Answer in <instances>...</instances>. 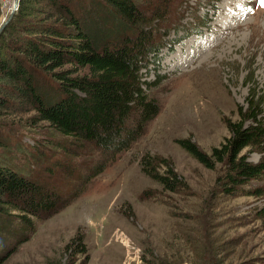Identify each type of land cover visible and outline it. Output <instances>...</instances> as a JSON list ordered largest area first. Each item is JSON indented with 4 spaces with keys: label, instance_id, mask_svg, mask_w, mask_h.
Returning <instances> with one entry per match:
<instances>
[{
    "label": "rangeland",
    "instance_id": "obj_1",
    "mask_svg": "<svg viewBox=\"0 0 264 264\" xmlns=\"http://www.w3.org/2000/svg\"><path fill=\"white\" fill-rule=\"evenodd\" d=\"M167 1L150 0L160 12ZM13 3L0 0V28ZM228 5L236 9L231 15ZM262 5L264 0H171L168 22L152 28L163 40L164 59L142 75L148 83L142 90L157 113L131 147L86 186L73 168L99 163L104 158L100 149H75L66 157L43 146L41 136L24 138L50 154L46 157L55 167L35 175L50 182L60 178V193L72 200L38 221L4 264H264V176L226 194L216 183L222 167L207 169L179 145L189 139L210 153L230 136L229 124L239 119L249 97L256 93L264 101ZM223 15L224 26L217 25ZM179 26L185 28L179 32ZM132 117L131 128L142 123L139 114ZM246 153L259 162V153ZM148 158L156 160L160 174L167 163L183 188L166 191L146 175ZM78 236L89 259L66 252Z\"/></svg>",
    "mask_w": 264,
    "mask_h": 264
},
{
    "label": "trees",
    "instance_id": "obj_2",
    "mask_svg": "<svg viewBox=\"0 0 264 264\" xmlns=\"http://www.w3.org/2000/svg\"><path fill=\"white\" fill-rule=\"evenodd\" d=\"M167 2L160 12L150 0H20L0 35V264L28 241L38 221L72 200L60 193V178L50 182L35 175L55 167L47 159L50 154L24 138L41 136L43 146L66 157L75 149H100L104 158L99 163L73 168L74 178L86 186L131 147L156 115L142 90L148 84L142 75L151 65L160 67L163 40H157L152 28L168 22L171 0ZM203 23L208 24L204 17ZM183 27H177L179 32ZM177 39L170 42V51ZM263 103L256 93L249 97L239 119L229 124L230 136L210 153L189 139L179 140L207 169L222 167L216 183L226 194L264 176ZM133 114L142 123L131 128ZM248 150L260 154L259 162L250 161ZM145 162V174L164 190L183 188L167 163L160 174L154 158ZM66 252L89 259L79 236Z\"/></svg>",
    "mask_w": 264,
    "mask_h": 264
},
{
    "label": "water",
    "instance_id": "obj_3",
    "mask_svg": "<svg viewBox=\"0 0 264 264\" xmlns=\"http://www.w3.org/2000/svg\"><path fill=\"white\" fill-rule=\"evenodd\" d=\"M19 2L20 0H14V3H13V10H12V13L9 17V19L1 26L0 28V34L2 33V31L4 30V28L6 27V25L11 21V19L14 17V14L16 11H18V8H19Z\"/></svg>",
    "mask_w": 264,
    "mask_h": 264
},
{
    "label": "bare ground",
    "instance_id": "obj_4",
    "mask_svg": "<svg viewBox=\"0 0 264 264\" xmlns=\"http://www.w3.org/2000/svg\"><path fill=\"white\" fill-rule=\"evenodd\" d=\"M238 6V5H237ZM234 10H236L235 8H231V6H227V9H226V13L227 14H229V15H231L232 14V11H234ZM226 16L225 15H223V18H222V20H217V22H216V24L217 25H221V26H224V24H225V22H226V18H225ZM225 31H226V29H225Z\"/></svg>",
    "mask_w": 264,
    "mask_h": 264
},
{
    "label": "snow or ice",
    "instance_id": "obj_5",
    "mask_svg": "<svg viewBox=\"0 0 264 264\" xmlns=\"http://www.w3.org/2000/svg\"><path fill=\"white\" fill-rule=\"evenodd\" d=\"M262 6H264V5H262Z\"/></svg>",
    "mask_w": 264,
    "mask_h": 264
}]
</instances>
